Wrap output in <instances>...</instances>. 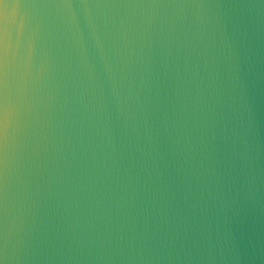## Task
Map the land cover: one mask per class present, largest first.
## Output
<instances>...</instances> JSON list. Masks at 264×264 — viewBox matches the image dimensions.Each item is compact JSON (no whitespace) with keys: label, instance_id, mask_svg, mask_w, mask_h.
I'll return each instance as SVG.
<instances>
[{"label":"water","instance_id":"obj_1","mask_svg":"<svg viewBox=\"0 0 264 264\" xmlns=\"http://www.w3.org/2000/svg\"><path fill=\"white\" fill-rule=\"evenodd\" d=\"M0 264H264V0H0Z\"/></svg>","mask_w":264,"mask_h":264}]
</instances>
